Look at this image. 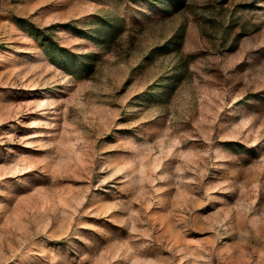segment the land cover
<instances>
[{
    "label": "rangeland",
    "instance_id": "1",
    "mask_svg": "<svg viewBox=\"0 0 264 264\" xmlns=\"http://www.w3.org/2000/svg\"><path fill=\"white\" fill-rule=\"evenodd\" d=\"M0 264H264V0H0Z\"/></svg>",
    "mask_w": 264,
    "mask_h": 264
},
{
    "label": "trees",
    "instance_id": "2",
    "mask_svg": "<svg viewBox=\"0 0 264 264\" xmlns=\"http://www.w3.org/2000/svg\"><path fill=\"white\" fill-rule=\"evenodd\" d=\"M173 3H175V2H173ZM181 3H182V1H179V4H181ZM35 32H37V30H35ZM60 56H61L62 60H64V62H66L67 58L64 56V54L61 53Z\"/></svg>",
    "mask_w": 264,
    "mask_h": 264
}]
</instances>
